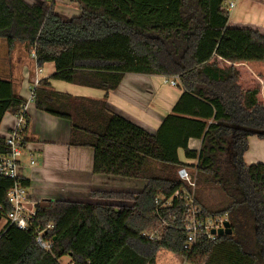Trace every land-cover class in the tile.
Segmentation results:
<instances>
[{"label": "trees", "instance_id": "obj_1", "mask_svg": "<svg viewBox=\"0 0 264 264\" xmlns=\"http://www.w3.org/2000/svg\"><path fill=\"white\" fill-rule=\"evenodd\" d=\"M229 1L70 0L80 15L64 21L53 0H0V40L8 49L24 44L38 67L53 65L34 89L35 108L69 123V145L93 150L94 174L146 182L137 194H90L116 204L36 203L33 227L53 226L45 235L51 252L37 246L33 229L4 225L0 264H60L63 257L155 264L159 250L192 264H264V164L243 162L247 139L264 140V27L231 22ZM127 74L174 79L181 91L155 135L110 112L105 97H72L48 83L108 93ZM24 104L0 79V122L7 112L23 115ZM190 139L200 141L198 151L188 149ZM181 168L190 171L202 219L225 217L230 235H200L184 249L185 202L172 198L191 191L177 176ZM17 182L29 187L20 176ZM13 185L0 177L2 217Z\"/></svg>", "mask_w": 264, "mask_h": 264}, {"label": "crops", "instance_id": "obj_2", "mask_svg": "<svg viewBox=\"0 0 264 264\" xmlns=\"http://www.w3.org/2000/svg\"><path fill=\"white\" fill-rule=\"evenodd\" d=\"M24 1L28 4L36 2ZM233 4L231 12L228 13L231 22L264 27V0H233ZM33 54L24 44L16 43L8 49L6 43L0 40V79L9 81L14 95L25 102L23 115L14 116L8 112L4 114L0 122V138L8 137L22 120L21 136L25 142L18 156L19 176L29 181V201L33 205L57 200L116 204L92 199L90 194L96 191L134 194L141 192L145 181H126L118 177L94 174L93 150L69 145V123L35 108L31 93H34L40 80L48 79L52 75L53 65L44 64L38 67ZM159 78L127 74L117 89L108 93L60 81L48 80V83L51 90L72 97L94 100L105 97L106 108L110 112L130 121L150 135H155L158 126L181 93L177 86L171 85L174 92L165 86V90H161ZM247 145L248 148L243 154L244 164H264V140L251 136L247 139ZM187 146L190 150L198 151L200 141L190 139ZM182 156L180 151L179 157L183 160Z\"/></svg>", "mask_w": 264, "mask_h": 264}, {"label": "built area", "instance_id": "obj_3", "mask_svg": "<svg viewBox=\"0 0 264 264\" xmlns=\"http://www.w3.org/2000/svg\"><path fill=\"white\" fill-rule=\"evenodd\" d=\"M233 6V0H230L224 10L229 12ZM169 84L172 87H176V81L174 79L171 80ZM33 97L34 94L31 93V99ZM21 121L18 122L17 128L4 139V151L0 152V177L14 181L13 187L6 193V201L10 210L4 215V217L1 216L0 221H3L4 225H7L8 227H15L20 231L33 229L34 239L37 246L42 251L50 253L52 250V239H47L45 235L47 231L53 229V226L47 225L44 229L33 227L35 205L29 201L27 188L22 187L17 182L20 170L18 156L23 147L21 141L23 122ZM31 164H33V162H31ZM177 176L182 182L186 183L187 186L191 188L190 192L183 189L176 191L172 197L182 198L185 202L186 212L184 216V230L187 233V239L184 249H189L200 235H203L207 240H214L217 235H211L210 232L212 230L217 231L222 229L224 222L227 220L225 217L202 219L201 210L195 205L193 198L195 184L191 174L187 169L181 168L177 171ZM170 203L171 199L165 202L163 207H168ZM158 204L159 200H156V205ZM59 263L61 264L60 260ZM67 264L72 263L69 261Z\"/></svg>", "mask_w": 264, "mask_h": 264}, {"label": "rangeland", "instance_id": "obj_4", "mask_svg": "<svg viewBox=\"0 0 264 264\" xmlns=\"http://www.w3.org/2000/svg\"><path fill=\"white\" fill-rule=\"evenodd\" d=\"M27 1H29V3L34 2V0H27ZM53 4H54V11H56L57 12L56 14L64 21H68V20L80 15V12H79V9L77 8V6L73 3H71L70 0H53ZM226 4H225V7H226ZM230 12H231V10L228 13H230ZM159 80L161 83V90H165V87L170 88L169 82L173 79L160 77ZM165 82H166V84H165ZM174 89H176V88H174ZM171 91H173V90L171 89ZM189 173H190V171H189ZM122 180L134 181V180L124 179V178H122ZM139 181H141V180H139ZM3 226H4V222L0 221V232L3 229ZM60 261H61V264H67L69 262V258L63 257L60 259ZM195 261L200 263V264H204L205 259L197 258V259H195ZM155 264H192V263L186 262L182 257L174 255V254L167 252L165 250H159L157 253V256H156Z\"/></svg>", "mask_w": 264, "mask_h": 264}, {"label": "water", "instance_id": "obj_5", "mask_svg": "<svg viewBox=\"0 0 264 264\" xmlns=\"http://www.w3.org/2000/svg\"><path fill=\"white\" fill-rule=\"evenodd\" d=\"M1 218V215H0ZM211 235H217V236H222V235H230L231 234V230L229 229V223L226 221L223 224V228L219 229L217 231L212 230Z\"/></svg>", "mask_w": 264, "mask_h": 264}]
</instances>
